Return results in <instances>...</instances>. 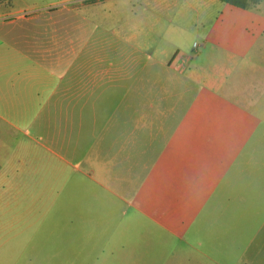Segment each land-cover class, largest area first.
I'll return each instance as SVG.
<instances>
[{"label": "crops", "instance_id": "1", "mask_svg": "<svg viewBox=\"0 0 264 264\" xmlns=\"http://www.w3.org/2000/svg\"><path fill=\"white\" fill-rule=\"evenodd\" d=\"M262 1L247 8L227 3L225 11L236 14L237 22L227 45L234 63L216 65L213 72L190 68L186 77L195 89L182 107H177L181 96L157 92L154 86L161 84L157 70H188L183 53H174L169 64L142 62L125 59L122 46L102 40L79 47V55L55 70L35 60L28 63L27 84L13 94L4 93L0 111L2 134L12 127L14 138L20 140L23 133L36 142L34 159H27L23 144L13 146L0 138L2 180H18L21 186L9 193L22 197L27 209L37 210L44 197L39 182H50L56 198L71 181L68 203L84 215L78 232L85 240L97 243L99 238L101 248L94 258L98 264H163L168 257L166 237L186 244L191 228L196 234L206 228L201 221L205 205H212L225 182L229 217L236 211L251 212L253 192L235 185L251 164L264 177L261 153H243L241 158L254 121L264 110L259 113L256 105L264 95V75L259 72L253 82L248 78L249 69L257 67L253 54H264ZM10 48L30 58L18 47ZM28 109L34 112L32 133L9 117L26 116ZM14 149L18 158L10 154ZM109 212L122 217L108 224ZM92 214H100V220L92 222L94 235L87 231ZM196 244V262H203L204 242L196 238ZM85 250L90 254L88 247Z\"/></svg>", "mask_w": 264, "mask_h": 264}, {"label": "rangeland", "instance_id": "2", "mask_svg": "<svg viewBox=\"0 0 264 264\" xmlns=\"http://www.w3.org/2000/svg\"><path fill=\"white\" fill-rule=\"evenodd\" d=\"M228 6L222 0H0V111L3 113L4 93L27 84V64L32 60L49 68L54 66L55 70L79 55L76 52L79 47L100 44L102 40L122 46L125 59L130 60H170L169 64L174 53L186 54L188 70L185 73L176 67L157 70L155 77L161 84L154 86L157 92L181 96L177 107H182L183 100H190L195 89V83L186 77L190 68L213 72L216 65L226 68L234 63L227 45L237 22L236 14L225 11ZM261 6L264 8V0ZM194 43L198 44L194 46ZM11 46L18 47L30 58L13 52ZM251 61L257 66L248 71V78L253 82L259 72L264 75V54H253ZM10 81L16 85L9 86ZM146 88L152 91L149 86ZM257 102H260L256 104L260 113L264 95ZM33 113L28 109L26 116L12 113L14 116L9 117L32 133L35 126L30 115ZM260 116L258 122L254 121V130L241 151V158L243 153L252 157L261 153L264 157V110ZM14 134L15 129L11 127L10 133L0 132V138L13 146L23 144L24 155L34 159L36 142L31 143L23 133L20 140ZM14 151L10 154L18 158ZM0 165V264H98L94 258L101 248L99 238L97 243L93 238L85 240L78 232L84 215L72 211L68 203V198L73 197L68 189L71 181L65 182L66 188L56 198L51 195L50 182H39L37 188L44 193L42 207L27 209L22 197L9 193L21 188L19 181L5 183L3 165ZM258 172L251 164L243 181L235 185L236 189L242 187L253 192L255 207L251 212L236 211L229 217L227 198L223 197L227 190L225 182L212 205H205V217L201 221H205L206 228L198 230V234L191 228L185 235L186 244L176 242L175 236L166 237L168 257L163 264H264V177ZM14 176L19 174L13 172ZM29 187H32L30 182ZM121 215L105 213V220L111 224L120 220ZM99 220L100 214L91 215L89 233L92 222ZM91 234H97V230ZM196 238L204 242L203 262H196L199 256ZM87 247L90 254H85Z\"/></svg>", "mask_w": 264, "mask_h": 264}, {"label": "trees", "instance_id": "3", "mask_svg": "<svg viewBox=\"0 0 264 264\" xmlns=\"http://www.w3.org/2000/svg\"><path fill=\"white\" fill-rule=\"evenodd\" d=\"M222 1L241 8H247L252 5L258 4L261 0H222Z\"/></svg>", "mask_w": 264, "mask_h": 264}, {"label": "built area", "instance_id": "4", "mask_svg": "<svg viewBox=\"0 0 264 264\" xmlns=\"http://www.w3.org/2000/svg\"><path fill=\"white\" fill-rule=\"evenodd\" d=\"M194 45H196V43H194Z\"/></svg>", "mask_w": 264, "mask_h": 264}]
</instances>
